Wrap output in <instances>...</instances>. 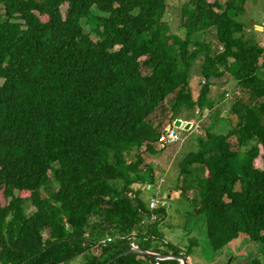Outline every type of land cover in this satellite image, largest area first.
<instances>
[{
	"label": "trees",
	"instance_id": "trees-1",
	"mask_svg": "<svg viewBox=\"0 0 264 264\" xmlns=\"http://www.w3.org/2000/svg\"><path fill=\"white\" fill-rule=\"evenodd\" d=\"M249 1L188 0L177 35L168 0H0V264H183L124 254L134 245L207 264L232 243L260 249L237 264H264V44L247 38ZM226 75L223 114L211 92ZM196 111L211 116L180 164L183 246L162 229L146 155Z\"/></svg>",
	"mask_w": 264,
	"mask_h": 264
},
{
	"label": "rangeland",
	"instance_id": "rangeland-1",
	"mask_svg": "<svg viewBox=\"0 0 264 264\" xmlns=\"http://www.w3.org/2000/svg\"><path fill=\"white\" fill-rule=\"evenodd\" d=\"M187 1L188 0H168L170 13L167 16L166 21L170 24L174 33L177 35H182L180 31L181 9ZM66 10L67 6L65 5L62 7L64 15ZM242 21L248 27L247 38L251 37L253 40L257 39V41L263 42L264 44V0H250L247 5V15L242 18ZM81 25L86 32H90V27L86 24V21H82ZM262 33L263 35H260ZM198 70L199 69H197L195 75L191 78L192 93L195 98L198 96L201 88L200 74ZM227 78L228 81H226ZM216 84L219 88L216 89L213 87L211 93H215V95L219 93L224 94L223 102L219 103L217 106L223 108V114H226L229 109V101L233 97V94L237 92L236 81L232 79L230 80L229 76L226 75L217 80ZM209 113L210 112L206 111L202 119L199 120V115L196 111L194 119L191 122L186 121L187 126L185 128L176 125L177 121L185 122L183 118L176 120L174 126L176 130L181 133L180 140L165 148L162 144L159 145V149H165L163 154L158 156L151 154L146 155V162L154 168L157 177L155 184L158 189L156 193L160 198L162 197L166 201L165 203H167L169 208V216L162 229L166 233L168 239L181 242L183 246L188 243V240L184 237V230L180 227L186 222L185 216L187 204L183 203L175 193L178 178H180V164L191 151H196L198 149V135L200 134L203 125L208 122V118L211 116ZM256 165H259L258 161H256ZM141 189L143 190V199H145V202L151 206L153 194L148 190H152L153 186H141ZM32 212H34V209L30 208L27 214H31ZM247 251L249 252L247 253ZM251 251L256 255H259V258H261L260 249L257 245H249V248L245 250L244 248H239L238 243H232L229 246L224 247L223 250L217 252L207 264H237L238 260H236V258L244 257L249 253L251 255L253 254ZM198 259L203 258L201 256L200 258H196V260ZM248 259L249 258L246 256L245 261ZM192 260L193 259L191 258L190 262H192Z\"/></svg>",
	"mask_w": 264,
	"mask_h": 264
},
{
	"label": "built area",
	"instance_id": "built-area-1",
	"mask_svg": "<svg viewBox=\"0 0 264 264\" xmlns=\"http://www.w3.org/2000/svg\"><path fill=\"white\" fill-rule=\"evenodd\" d=\"M181 133L176 130V128L168 130V132L162 137L161 144L163 147L171 146L175 143H177L180 140ZM162 202L157 199H153L152 205L150 208L155 209L159 205H165L161 204Z\"/></svg>",
	"mask_w": 264,
	"mask_h": 264
},
{
	"label": "water",
	"instance_id": "water-1",
	"mask_svg": "<svg viewBox=\"0 0 264 264\" xmlns=\"http://www.w3.org/2000/svg\"><path fill=\"white\" fill-rule=\"evenodd\" d=\"M180 120V119H179ZM176 125L178 126H183V128H185L187 126V122H181V121H177ZM135 252H141V253H146L152 257L161 259V260H165L168 258H178L179 260H181V262L183 264H190L189 259L186 257H171V256H164L162 254L156 253V252H152V251H148V250H142L140 249L137 245L132 246V249L128 250L127 252H125L124 254H128V253H135Z\"/></svg>",
	"mask_w": 264,
	"mask_h": 264
}]
</instances>
